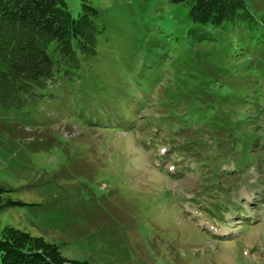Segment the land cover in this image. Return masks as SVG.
Returning a JSON list of instances; mask_svg holds the SVG:
<instances>
[{"label": "rangeland", "instance_id": "rangeland-1", "mask_svg": "<svg viewBox=\"0 0 264 264\" xmlns=\"http://www.w3.org/2000/svg\"><path fill=\"white\" fill-rule=\"evenodd\" d=\"M245 1L257 21L248 45L230 24L196 30L168 0H89L96 54L75 81L0 111L2 203H14L0 229L89 264H264V0ZM65 2L78 17L82 0ZM243 91L260 105L237 114L257 115V130L209 134L189 164L155 159L172 152L145 143L137 115L157 117L165 94L209 106Z\"/></svg>", "mask_w": 264, "mask_h": 264}, {"label": "trees", "instance_id": "trees-1", "mask_svg": "<svg viewBox=\"0 0 264 264\" xmlns=\"http://www.w3.org/2000/svg\"><path fill=\"white\" fill-rule=\"evenodd\" d=\"M168 1L188 8L187 18L196 30L208 27L224 32L226 24H230L243 41L240 40V45H248L246 43L254 38L257 21L245 0ZM80 8L78 17L73 18L65 0H0L1 112L30 108L37 100L51 95V88L74 82L84 63L95 56V34L98 32L93 19L98 16V11L89 0H82ZM205 33L209 35L207 31ZM263 35L264 32L261 37ZM201 37L206 36L202 33ZM240 86L241 89L245 87ZM251 93L255 94L243 91L220 97L216 102L209 100V106L202 97L187 98L193 101H172L173 95L165 94L157 100L158 109L154 113L158 118L149 114L136 118L140 120L142 132L149 136L145 143L152 142L154 147L163 146L172 152L171 155L155 156L157 161L168 160L171 166L179 160L189 164L194 156L199 158L205 154L209 134L214 137L225 135L228 140L231 136L238 138L235 134L237 127H245L244 134L250 128L258 129L257 115L241 118L237 114L259 108V99ZM145 104L146 108L153 107L148 101ZM249 120L251 125L247 124ZM258 144L256 140V145H250L248 151L255 153L257 150L252 149ZM240 163L242 167L247 161ZM177 170L175 168L174 174ZM187 174L183 172L181 175ZM3 193L5 191L0 186V210L14 204L10 200L2 203ZM62 256L57 245L48 244L42 237H33L12 226L0 229V264H89Z\"/></svg>", "mask_w": 264, "mask_h": 264}]
</instances>
